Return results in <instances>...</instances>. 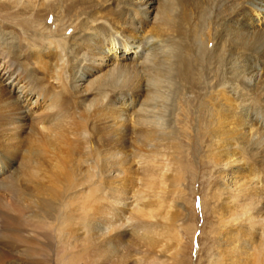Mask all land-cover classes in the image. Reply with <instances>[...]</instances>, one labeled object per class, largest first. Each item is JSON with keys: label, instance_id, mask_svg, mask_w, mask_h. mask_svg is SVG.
<instances>
[{"label": "bare ground", "instance_id": "obj_1", "mask_svg": "<svg viewBox=\"0 0 264 264\" xmlns=\"http://www.w3.org/2000/svg\"><path fill=\"white\" fill-rule=\"evenodd\" d=\"M12 8L28 16L16 23L33 46L23 48L19 33L0 30V52L23 74V100L42 97V118L56 116L42 132L59 129V117L67 115L70 121L54 137L65 132L75 140L50 165L53 159L42 148L50 137L29 125L24 171L0 178V264H45L18 251L24 238L42 245L44 234L55 239L56 264H173L149 255L159 236L154 225L137 227L133 236L113 234V223L123 218L108 206L124 203L131 193L129 220L136 223L154 219L160 205L143 202L144 189L157 182L149 161L153 151L140 154L147 161L140 189H127L128 135L137 149L171 145L174 186L201 152L203 168L213 171L205 205L219 224L211 238L218 248L215 264H264V189L253 181L264 179V0H0V11ZM76 11L77 23L64 28V18ZM146 28L151 37H144ZM105 49L126 55L102 57ZM1 88L0 122L21 109L19 96L8 97ZM170 97L171 118L179 130H188L184 134L172 119L170 126L157 115L160 102L164 113L170 108ZM97 116L115 121L108 125L114 150L107 156L100 142L81 151L88 123ZM11 141L17 146L21 140ZM174 220L171 215V231ZM176 234L171 232V242H179Z\"/></svg>", "mask_w": 264, "mask_h": 264}, {"label": "rangeland", "instance_id": "obj_2", "mask_svg": "<svg viewBox=\"0 0 264 264\" xmlns=\"http://www.w3.org/2000/svg\"><path fill=\"white\" fill-rule=\"evenodd\" d=\"M141 1L144 2L145 0H141ZM105 3L106 2H103L104 5ZM3 11H0L1 13L0 14V30H2L3 32H9L11 29L19 33L21 35V46H23V48L31 47V45L33 46V44L29 43L26 40V39H29V37H27V35L25 36L22 34V32L25 31L26 29L22 28V26H18L16 23L17 20H19V18H24V17L28 18V16H25V15L20 16L19 13H17L16 8L8 9L4 12ZM76 14H77V11L71 13L69 17L65 16L66 18H64L65 19L64 28L71 26V21L72 22L75 21L77 23V21L75 20L77 17ZM71 17L73 18L71 19ZM43 19H44V16H43ZM67 19H69L70 21H68ZM41 22L43 24V21ZM258 22H257L258 27L263 26V22L260 23L262 24L261 26L259 25ZM47 23H49L48 20H47ZM147 28L145 30L146 32H143L145 33L144 37H147V35L151 37V34L147 33ZM52 30H55V29L52 28ZM69 30L68 32L70 33L67 32L68 35H70L71 32L73 31L71 28H69ZM115 37L117 36L115 35ZM44 45L45 44L41 43V45H38L39 46L38 48L41 49L43 48ZM1 53L2 52H0V63H2L0 66V87H2L1 89L5 90L4 94L8 93V95L6 94L8 97L9 96L12 97L14 95L19 96V99L21 100L20 102L21 109L18 111H14V114L11 115L10 118H8L5 121L3 120L2 122H0V160H1L0 178L3 172L5 173V175H11V174L21 175L22 174L21 172L24 171L21 161L23 157L22 155L25 154V150H26L25 143L27 142L25 141H27L26 138L28 137V134L30 132L29 125L32 124L35 128H37V130L40 133L44 135V137L45 136L47 138L50 137L44 142L43 145L41 142L43 150L46 148L48 151L46 152L45 151L46 149L44 150L45 153L47 154V155L45 154L46 158L48 160L53 159L52 160L53 162L49 161L50 165H53L55 163V159L57 158L59 159V157L62 156V154H64L67 151L68 144L73 139L75 140V138L72 136L71 133H65V132L63 133V131L62 133L64 136L67 134L64 138L58 137L59 139L58 138L55 139L54 137L55 133H58L59 130H62L61 128L65 129V124L70 121L69 120L70 118H68L67 115L65 116L63 115L59 117L58 119V125H60L59 129L53 130L51 133L45 132V131L42 132V130H45L43 128H47L46 125H49L50 123H52L53 122L52 120L55 119L56 116H50L49 114V116L42 118L43 109L47 105L46 104L43 106L42 97H38V98L30 97V99L32 98L33 99L29 102L28 101L29 96H28L26 100H23L24 98H22L23 94L21 92L25 93V91L27 90L26 89L22 91L20 89V87H22V85L24 84L23 82H21L23 74L20 72V69L17 70L18 68H15V66L12 64L13 61L11 58H6L5 55ZM112 53L116 54V56L126 55L125 51L122 49H119V51L117 50L116 52H111V51L107 52L105 49L104 53L102 54V57L104 55L112 57ZM21 57L25 58L26 56L24 57L22 55ZM29 62L31 63V61ZM51 67L53 69L57 68L54 62H51L50 68ZM36 68L38 69V67ZM4 70L6 74L2 75V73H4L3 72ZM35 72L39 76L41 75L39 71L36 70ZM46 81L47 80H45V82ZM51 81L52 79L50 80V82ZM52 83H55V81L54 82L52 81ZM189 97L190 95L185 96L186 99H189ZM169 99H170V103L169 102L168 103L170 104V108L167 107V112L164 113V110L162 109V106H161L162 103L160 102L158 104L159 108H157L158 109L157 115L162 117L163 120H165V124L168 123L171 126V119L173 123L176 120L173 117L171 118V97ZM181 102H183V98H181L180 104ZM179 105L177 104V108L179 107ZM63 112L65 113L66 111L64 110ZM175 114L180 115L179 110H176ZM92 122L94 124L88 123V130H86L90 134L89 138H87L85 142H82L80 144V147H83L81 148L82 149L81 151H83L89 143H92L96 146L100 142L98 149L102 151L101 155L107 156V154L109 155L110 153H113L112 150L114 149H111V145L108 143V139H109L108 125L109 124L113 125L115 121L108 120L106 116L102 118L99 116L98 118H95ZM55 125L57 124L55 123ZM174 126L178 129L179 131L178 133L184 134L185 132L188 131V130H179L180 127L176 123H174ZM48 131H51V130H48ZM15 137L17 139H15ZM11 140H16V141L21 140L19 141L20 143L19 142L16 143L21 147H19L18 145L15 146L14 144L15 141H11ZM47 142L49 145L47 144ZM123 142L125 143V148L123 149V151L125 152L124 154L127 155V161H126L127 163L125 165L126 168L128 169L127 170L128 171L127 172V182H128L127 189H130L131 192H134V193L140 189L139 187L141 186L140 185L141 184L140 175H141V172L143 171V168L147 166L146 165L147 161L144 160V158L142 157L140 158V154L147 155L148 153L151 154L154 152L153 157H151V160L149 161L152 162L153 160L152 166L154 167V170L156 171V174H157V178H156L157 182L155 183L152 190L144 189L143 195H145L146 197L143 199V202L154 203V205L159 203L160 205L158 207H155L154 209L155 211L153 210L154 216L152 215V217L154 219L151 218L152 220H149L150 218L149 219L146 218V220L143 219L142 222L137 220L136 223L129 220L130 212L132 209L135 208V203L133 202L134 200L130 198L131 193L128 194V196L126 197L127 199H125L124 203L123 202L122 204L118 203V206H115L112 208H110L111 206H108L111 212L116 210V213L120 215V219L123 218L122 219L123 221L119 220L118 222L113 223L114 224L113 226H115L114 227L115 231H113L114 232L113 234H115V232L116 233L121 232L124 234H128L130 236L135 231V229H137V227L142 228L146 224H152L154 225L153 227H155L157 234L159 236L158 237L155 236V239L157 240V244L155 247L150 249L149 255L155 256V258L160 259L161 261H166L167 263H171V260H173V264H208V263L215 264V259L217 257L218 248L216 247V245H214L216 243V240H214V242L212 243L211 238L214 237L213 239H216L214 232L216 233L218 232L217 226L219 224H218V221L215 215H214V218H211V216H209V213L206 214L207 212L206 207L210 205V202L207 201V197L210 196V193L212 192V189L214 187L211 182L209 183L206 180L207 178L209 179V175H211L213 171L211 170L209 172L207 171L206 168H203L204 161L202 160L201 152L193 156L195 159L191 157L192 161L189 163V166H187L186 171L185 170L182 171L183 174L181 175V178H182L181 182L179 183L178 186H174L171 184V178L175 176L174 174L175 172L171 171V145L170 144H167L165 141H161L158 143L153 142L152 144L149 143V147L147 146V148L139 147L137 149L136 145L133 142L132 135H128L127 137H125ZM105 143L108 145H106ZM102 144H104V146ZM165 144L167 147L165 146ZM135 149H137L139 152L137 156L133 159L132 156L134 154V151H136ZM187 153L188 152H185V155ZM182 162L184 163V161ZM94 163L95 161H93V164ZM84 167L87 168V165H84ZM212 180L216 181V178L214 175L211 178V181ZM253 181L254 182L256 181L257 185L259 187L262 186V188L264 189V179L260 180V179L254 178ZM72 195L73 193L71 195L68 194V196H72ZM68 196L66 198H68ZM206 203H207V206L205 205ZM171 215L174 216V219H175L172 225V229L174 231L173 230L171 231ZM171 232L177 233L176 236L180 243L178 241L176 243L171 242ZM138 233H141V230H139ZM22 236L27 237V234L24 233L22 234ZM41 238L38 239V241L40 240L39 243H41L42 245H38L37 247H36L37 245L36 241L34 240L31 241L30 239L24 238L23 239L24 244H21L20 247H18V251L23 254L22 257L26 259L28 258V260L30 261H33L32 258L37 256L35 258H37L38 260H41L42 263L56 264V259L58 256L56 255L57 246L55 244V239H52L51 236L45 235V234ZM43 241L46 243H44ZM28 245H31V246H28ZM175 246H178V247H175ZM28 251H32V252H28ZM174 251L175 252L177 251L178 254L176 253V256L172 257V255L175 253ZM42 256H45L47 261L42 260Z\"/></svg>", "mask_w": 264, "mask_h": 264}]
</instances>
